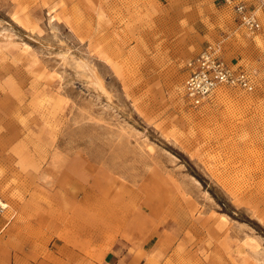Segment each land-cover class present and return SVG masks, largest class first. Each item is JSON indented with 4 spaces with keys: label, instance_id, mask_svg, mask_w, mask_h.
I'll use <instances>...</instances> for the list:
<instances>
[{
    "label": "rangeland",
    "instance_id": "374dc122",
    "mask_svg": "<svg viewBox=\"0 0 264 264\" xmlns=\"http://www.w3.org/2000/svg\"><path fill=\"white\" fill-rule=\"evenodd\" d=\"M213 1L0 0L1 226L138 212L174 264H264V12L251 32ZM214 41L258 89L195 108L186 64Z\"/></svg>",
    "mask_w": 264,
    "mask_h": 264
},
{
    "label": "crops",
    "instance_id": "0c3cea01",
    "mask_svg": "<svg viewBox=\"0 0 264 264\" xmlns=\"http://www.w3.org/2000/svg\"><path fill=\"white\" fill-rule=\"evenodd\" d=\"M213 2L221 12L236 18L221 2ZM16 15L24 18L18 12ZM223 54L235 67L244 64L235 58L228 59L224 51ZM30 206L26 203L25 209ZM33 210L36 212L32 217L11 219L0 225V264L175 263L174 241L165 234L164 224L155 216L146 218L144 225L143 213L137 212L120 229L115 220L118 215L115 213L113 217L107 211L101 212L103 219L93 224L85 218L66 217L59 203L54 213L43 203Z\"/></svg>",
    "mask_w": 264,
    "mask_h": 264
},
{
    "label": "built area",
    "instance_id": "2783aa9c",
    "mask_svg": "<svg viewBox=\"0 0 264 264\" xmlns=\"http://www.w3.org/2000/svg\"><path fill=\"white\" fill-rule=\"evenodd\" d=\"M236 15L243 27L251 32L262 29L260 13L264 0H216ZM184 90L195 108L203 106L222 87L254 93L258 89V73L253 67L230 64L223 54L221 41L209 42L198 55L191 58Z\"/></svg>",
    "mask_w": 264,
    "mask_h": 264
},
{
    "label": "bare ground",
    "instance_id": "6f19581e",
    "mask_svg": "<svg viewBox=\"0 0 264 264\" xmlns=\"http://www.w3.org/2000/svg\"><path fill=\"white\" fill-rule=\"evenodd\" d=\"M25 23H26V21H25ZM98 80V82L100 83V81H99V79H97ZM3 202H1L0 204H2Z\"/></svg>",
    "mask_w": 264,
    "mask_h": 264
}]
</instances>
